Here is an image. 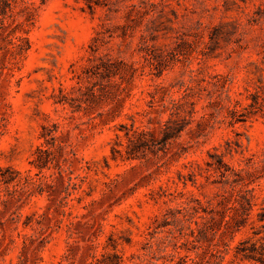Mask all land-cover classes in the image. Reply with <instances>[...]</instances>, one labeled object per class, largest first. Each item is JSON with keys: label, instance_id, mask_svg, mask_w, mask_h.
<instances>
[{"label": "rangeland", "instance_id": "rangeland-1", "mask_svg": "<svg viewBox=\"0 0 264 264\" xmlns=\"http://www.w3.org/2000/svg\"><path fill=\"white\" fill-rule=\"evenodd\" d=\"M8 3L0 176L16 180L0 200L27 192L0 204V264H165L175 224L240 189L252 207L223 264H249L234 254L264 235V116L244 110L264 86V0ZM136 129L154 134L131 141Z\"/></svg>", "mask_w": 264, "mask_h": 264}, {"label": "trees", "instance_id": "trees-1", "mask_svg": "<svg viewBox=\"0 0 264 264\" xmlns=\"http://www.w3.org/2000/svg\"><path fill=\"white\" fill-rule=\"evenodd\" d=\"M3 3L6 7H10L8 0H0V4ZM7 14L6 9H0V15ZM2 22V20H1ZM2 28V26H0ZM249 98H251V102L244 108L245 113L248 115H258L261 114L264 116V86L258 87L254 92L250 93ZM171 110L176 111L178 108V104L175 102L172 103L170 107ZM168 120L165 123H162L159 127L160 130L164 132V130L168 127ZM154 134V130L145 131L136 129L133 131V136L131 141L139 140L141 138H146L148 136H152ZM117 152H119L117 150ZM219 171V175L221 177H227V171L223 169V163L220 164L216 168ZM7 171H10L8 169ZM257 172V171H256ZM232 173L238 175L239 173L232 170ZM16 180L15 176H10L6 178L5 176H0V181L4 184H11ZM28 178L24 179V184L27 183ZM21 182V181H19ZM49 186V184H47ZM26 190L23 188H15L12 191H8V197L6 199H1L0 204L7 206L11 202L15 201L16 198L21 199L23 195L26 194ZM251 190H238L237 195L232 197L231 205L224 206L223 210H218L213 208L211 210V214L213 216L205 217L198 216V221H194L195 227L189 225L188 227H183L184 221L177 223L176 230H178V236L175 235L174 231H169L168 241L173 246L174 252L167 256L165 264H182L181 261L186 264H223L224 261V252L226 250L227 243L224 238L228 235H233L240 227L246 222L249 216V211L252 207L251 199L249 198ZM222 203L218 202V206ZM194 210L195 215L197 217V210L195 208H191ZM218 215L217 218L215 215ZM259 221L264 222V208L258 214ZM194 217L190 218L193 219ZM188 220V218L186 219ZM179 226V228H178ZM264 227V225L262 226ZM49 228L46 230L40 231L38 236L32 239V242L35 240H44ZM208 234H211L213 237L212 241L208 243L206 246L200 245L197 247L200 249L195 257H191L188 254H182L179 249H181L182 245H192L197 246V243L201 241L204 237L206 238ZM257 233V235H259ZM217 238V242L214 243L213 240ZM180 239H184V241L179 244ZM234 257L236 260L240 262L247 261L249 264H264V235L259 238L256 242L251 239H245L236 246ZM99 262V260H97ZM233 264V263H231Z\"/></svg>", "mask_w": 264, "mask_h": 264}]
</instances>
